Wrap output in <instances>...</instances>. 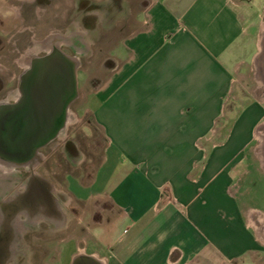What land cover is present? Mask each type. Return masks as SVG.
Segmentation results:
<instances>
[{
  "label": "crops",
  "instance_id": "1",
  "mask_svg": "<svg viewBox=\"0 0 264 264\" xmlns=\"http://www.w3.org/2000/svg\"><path fill=\"white\" fill-rule=\"evenodd\" d=\"M263 8L264 0L137 1V27L115 46V67L102 62L109 75L88 102L105 133L104 153L88 185L69 184L77 198H101L117 210L116 233L103 253L84 248L74 258L264 264V246L231 191L242 154L231 151L230 137L212 139V151L198 141L227 107L238 72L253 59L260 64L255 27ZM121 11L115 27L124 28L132 8ZM235 104L244 103L229 111L238 112ZM252 113L254 138L263 116L256 103L228 121V133Z\"/></svg>",
  "mask_w": 264,
  "mask_h": 264
},
{
  "label": "rangeland",
  "instance_id": "2",
  "mask_svg": "<svg viewBox=\"0 0 264 264\" xmlns=\"http://www.w3.org/2000/svg\"><path fill=\"white\" fill-rule=\"evenodd\" d=\"M137 1L0 0V102L15 92L21 67L27 66L24 61L42 50L57 46L73 57L76 66L80 61L82 64L76 86L78 98L71 108L74 115H70L74 125L26 163H9L0 156V264H71L79 249L103 253L115 236L117 210L101 198H77L69 184L88 185L104 153L105 133L88 102L109 75L102 71V62L109 58L103 69L108 65L114 68L111 59L115 58V46L137 27ZM129 7L132 14L124 28L122 23L115 27L119 9L127 13ZM255 28L257 55L264 38V8ZM258 76L254 59L244 65L225 100L227 107L210 128L204 127L198 141L204 152L212 151L213 140L222 143L230 137L231 151L242 154L232 176L235 181L231 191L243 206L245 226L263 247L264 142L255 135L262 132L264 136V81ZM234 101L244 103L234 105L238 112L253 103L262 110L261 122L250 140V129L257 121L253 113L228 133V121L238 113L229 111ZM55 199L60 211L55 208ZM41 200L47 201L48 207L40 204ZM15 201L29 207L15 215L14 211L20 209ZM37 205L43 207L41 212L35 209Z\"/></svg>",
  "mask_w": 264,
  "mask_h": 264
},
{
  "label": "water",
  "instance_id": "3",
  "mask_svg": "<svg viewBox=\"0 0 264 264\" xmlns=\"http://www.w3.org/2000/svg\"><path fill=\"white\" fill-rule=\"evenodd\" d=\"M29 79L27 100L8 111L7 120L0 124V156L9 163L23 164L30 161L60 126H41L34 112L39 108L63 109L76 95L75 61L64 54L53 53L27 70ZM38 121V122H37ZM37 124V125H36ZM86 259L100 264L92 256L77 255L72 264Z\"/></svg>",
  "mask_w": 264,
  "mask_h": 264
},
{
  "label": "flooded vegetation",
  "instance_id": "4",
  "mask_svg": "<svg viewBox=\"0 0 264 264\" xmlns=\"http://www.w3.org/2000/svg\"><path fill=\"white\" fill-rule=\"evenodd\" d=\"M39 53H42V54H39ZM39 53H38V55L31 56L29 61L27 59L24 61L25 64L27 63V61H28V63H27V66L21 67L22 71L17 76V86H16L15 92L12 93V95L10 97H8L5 101L0 102V124L2 122H4L5 120H7L8 111L12 106H15L19 103L25 104V102L27 100L26 91H27V88L29 85V79L26 77V73H27L28 69H30L34 65H37L38 61H42L44 58L48 57L49 55H52L53 53L64 54L65 56L69 57V59H73L72 56L66 54L62 48H58L57 46H53V48L51 50H47V51L42 50ZM259 53L260 54H259L258 58L260 60V64L257 65V69H258V74L261 78V81H264V38L262 39ZM93 56H94V54H92L91 57H93ZM21 60H23V59H21ZM73 61H75V60L73 59ZM75 67H76V82L78 84L79 75L82 72L81 61H80V64L78 66H76V64H75ZM77 98H78L77 95H75L74 98H72L71 100H69L67 102V104L65 105V107L63 109L39 108L37 110H34V112L36 114H38L39 118L41 119V120H39V123H37V124H39L41 126H49V127L57 126V125L60 126V129L55 134H53V136H51V138H49V140H47V142L43 146H41L37 150L34 157H36V155L39 153V151L41 149L46 148L51 143H54L56 140L60 139V133L62 131H64L65 129L68 131L70 126L74 125L75 121L73 123L72 122L73 120L72 121L70 120V115H71V113H72V117L74 115L71 108L73 107ZM66 138H68V136ZM42 190L43 189H41V191ZM46 193H48V192L46 191ZM54 201H55V203H54L55 208L60 211V207H59L58 203L56 202V199ZM39 202H40V204L44 205L45 207H48L47 201L41 200ZM14 203L16 205L18 204L20 207V209L18 211H14L15 215L19 214V212H21L22 208H25L26 206L29 207L28 204L22 205V202H20V204H19L18 201H15ZM10 208H12V210H14L15 206L12 205V206H10ZM42 208L43 207H41L40 205L39 206L37 205L35 207V209H40V212L42 211ZM13 216H14V214H13ZM261 232L264 234V229Z\"/></svg>",
  "mask_w": 264,
  "mask_h": 264
},
{
  "label": "bare ground",
  "instance_id": "5",
  "mask_svg": "<svg viewBox=\"0 0 264 264\" xmlns=\"http://www.w3.org/2000/svg\"><path fill=\"white\" fill-rule=\"evenodd\" d=\"M28 61H29V60H28ZM28 61H27V63H28ZM27 63H26V64H27ZM260 137H262L261 134H260ZM262 228L264 229V225L262 226Z\"/></svg>",
  "mask_w": 264,
  "mask_h": 264
},
{
  "label": "trees",
  "instance_id": "6",
  "mask_svg": "<svg viewBox=\"0 0 264 264\" xmlns=\"http://www.w3.org/2000/svg\"><path fill=\"white\" fill-rule=\"evenodd\" d=\"M99 165V164H98ZM98 167V166H97Z\"/></svg>",
  "mask_w": 264,
  "mask_h": 264
}]
</instances>
